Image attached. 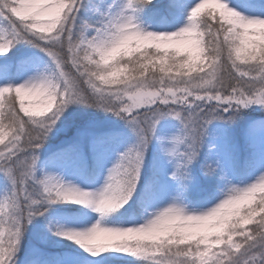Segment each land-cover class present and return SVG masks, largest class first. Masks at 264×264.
<instances>
[{
    "label": "snow or ice",
    "instance_id": "1",
    "mask_svg": "<svg viewBox=\"0 0 264 264\" xmlns=\"http://www.w3.org/2000/svg\"><path fill=\"white\" fill-rule=\"evenodd\" d=\"M17 45L39 49L44 66L18 57ZM0 57V177L11 186L0 196V264H15L27 225L51 205L70 201L103 218L127 204L153 141L173 178L196 163L216 178L213 206L190 211L176 194L146 207L137 226L97 221L55 235L99 264H110L100 255L109 251L142 264H264V162L245 182L219 158L200 159L213 122L264 110V16L231 0H0ZM74 105L114 115L134 138L93 191L40 167L45 140ZM166 119L177 123L171 135L160 134Z\"/></svg>",
    "mask_w": 264,
    "mask_h": 264
},
{
    "label": "rangeland",
    "instance_id": "2",
    "mask_svg": "<svg viewBox=\"0 0 264 264\" xmlns=\"http://www.w3.org/2000/svg\"><path fill=\"white\" fill-rule=\"evenodd\" d=\"M231 2L244 7L248 14L264 16V0H231ZM13 51L18 57L32 56L34 64L44 66L43 62L46 58L39 49L30 45H17V49ZM2 60L3 57H0V61ZM5 64L12 66V79L18 80L22 77L23 73L15 70L12 61H5ZM31 104L34 108L41 106L39 99H33ZM176 127V121L163 120L160 134L171 135ZM106 132H111L112 135L99 141L98 138ZM8 135L9 133L6 132L5 142ZM133 139L123 122L114 115L100 109L74 105L45 140L40 151V167L44 172L58 175L66 182H71L85 191H93L105 184L108 170L118 160L120 153L133 143ZM244 139L251 160L249 168L240 175L237 176L233 170L223 121L213 122L209 126L203 160L209 157L219 158L222 166L234 175L237 181L247 182L251 178L252 171L259 169L264 162V110L248 121L247 136ZM94 141L97 142L94 144ZM172 169L173 163L170 158L162 151L159 143L153 141L145 153L140 181L127 204L103 218L93 208L82 204L68 201L51 205L44 216L36 217L27 225L20 250L16 254L15 264H57L56 261L65 264H99V257H90L73 241L55 235V230L80 231L91 227L97 221L107 227L137 226L149 218L145 211L146 207L152 211L156 207L166 206L170 202V197L176 194L182 197L181 202L190 211H200L213 206L216 201L209 203L207 197L216 183L215 177L205 176L200 166L192 165L187 178L183 176L173 178ZM181 183H185L186 186ZM10 187L0 177V196L9 191ZM124 210L128 211L119 213ZM100 255L113 259L135 260L115 251Z\"/></svg>",
    "mask_w": 264,
    "mask_h": 264
},
{
    "label": "trees",
    "instance_id": "3",
    "mask_svg": "<svg viewBox=\"0 0 264 264\" xmlns=\"http://www.w3.org/2000/svg\"><path fill=\"white\" fill-rule=\"evenodd\" d=\"M262 110L259 108L256 109H247L244 111L242 118L237 119L236 121L232 122H224L225 129L227 132V142H228V149L231 153L232 165L233 170L236 175H240L241 172L247 170L249 168L251 156H249L248 149L246 147V141L244 137L247 136V124L248 121L253 119L254 117L259 115V112ZM205 157V153L203 152L202 157L200 158L201 161ZM194 164V166H200ZM186 186L185 183H181ZM128 210L120 211L119 213L126 212ZM131 211V210H129ZM117 213V212H116ZM120 215V214H118ZM109 257V256H107ZM112 258V257H111ZM52 261V260H50ZM55 262V261H52ZM57 264H65V263H58ZM68 264V263H67ZM110 264H142L141 261L137 260H128V259H111Z\"/></svg>",
    "mask_w": 264,
    "mask_h": 264
}]
</instances>
